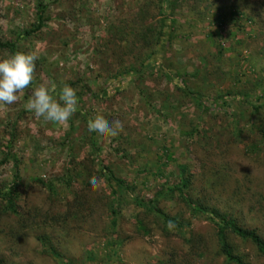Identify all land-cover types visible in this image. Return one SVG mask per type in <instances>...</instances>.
<instances>
[{
  "label": "rangeland",
  "instance_id": "1",
  "mask_svg": "<svg viewBox=\"0 0 264 264\" xmlns=\"http://www.w3.org/2000/svg\"><path fill=\"white\" fill-rule=\"evenodd\" d=\"M158 1L44 0L50 16L46 27L18 40L19 31L37 21L39 2L0 0V40H16L21 51L37 56L32 84L15 104L0 106V160L1 149L10 145L19 160L20 204L25 210L37 207L42 213L51 209L70 215L62 227L45 224L41 216L21 232L15 219L0 214V257L6 264H65L39 240L48 235L73 264H161L172 255L178 264H227L217 254L215 225L192 216L177 197H159L158 207L170 218L190 222L178 230L171 222L154 219L158 226L145 219L146 209L134 200L155 199L181 180L184 167L195 179L191 196L264 237V0H172L171 15L160 13ZM223 14L221 30L216 19ZM165 17L168 30L181 37L156 61L181 71L199 68L200 76L188 81L202 93L198 103L162 70L141 66L158 47L142 48L134 34L142 26L159 30ZM10 55L0 48V58ZM134 61L144 74H132L139 79L118 84L114 78L121 65ZM73 82L79 83L82 98L77 96L82 100L67 122H47L27 109L33 88L54 84L59 90ZM111 85L119 88L112 90ZM103 89H109L104 98ZM231 91L251 94L212 100ZM216 106L223 109L213 110ZM201 107L210 110L194 134ZM85 115H103L110 123L118 119L123 130L100 139L88 131ZM67 140L77 155L69 166V147L63 145ZM80 162L84 169L76 167ZM101 165L136 187L133 195L119 192L117 214L111 211L113 188L99 173ZM13 170L12 162L0 166L1 185L12 182ZM51 179L65 180L56 183L55 198L44 184ZM85 201L87 208L80 209ZM231 242L247 264H264V255L250 242L236 237Z\"/></svg>",
  "mask_w": 264,
  "mask_h": 264
},
{
  "label": "trees",
  "instance_id": "2",
  "mask_svg": "<svg viewBox=\"0 0 264 264\" xmlns=\"http://www.w3.org/2000/svg\"><path fill=\"white\" fill-rule=\"evenodd\" d=\"M39 5L37 7V21L33 23L32 27H26L22 28L18 33V40L22 38H29L33 35L42 32L44 28L46 27L47 21L50 19V16H47V7L48 5L46 3H43L44 0H38ZM172 0H159L158 1V8L161 14L167 15L172 14ZM232 14L238 16V12L235 11ZM166 17L162 20V26L159 30L156 28H153L152 26H145L140 27L137 30H139V33L134 34L135 37H137V42L139 45H141L142 48H147L148 50H151L152 46H157L158 48L154 51H151L148 55H146L145 59L142 60L141 66L146 68V66L150 69H154L155 71H161L162 74L166 75L169 80H173L177 83L178 88L180 91H182L185 95H190L194 101L200 102V99L203 97L201 91L194 89V87H190L188 85V81L192 79L193 77H199L201 74V71L199 68L193 72V71H181L179 67L174 66L172 63H168L167 65H160L157 63L156 60L157 56H160L162 52L164 53L165 49L169 47V45H172L174 40L178 37H181L180 35H177L175 30L170 29L168 30V27L166 26ZM224 14L220 15L216 19V23L219 28L222 30V26L224 25ZM167 27V28H166ZM218 32L220 33V30L218 29ZM151 38L154 39V41L150 40ZM0 48H3L11 53V55L17 51H21L19 44L17 41H1L0 40ZM166 62H169V60H166ZM123 65V66H122ZM121 65L122 69L120 70V73L117 77L114 78V80L118 84L129 82L130 80L135 82L141 75L144 74L145 71H140L136 67V61L130 63L127 67L126 64L123 63ZM142 70V69H141ZM173 70V71H171ZM140 74V76L137 78L132 74ZM127 80V81H126ZM80 81V80H79ZM78 81V82H79ZM126 81V82H125ZM70 86L74 89L78 90V96L82 98L81 88H79V83H70ZM119 88L118 85H111L110 89H117ZM87 90V89H85ZM102 98L106 97V95H109V89L105 90L103 89L101 91ZM251 93L247 92H237L225 95H220L217 98L212 99L215 103L219 101L220 99H233V98H241V97H249ZM79 97V101L82 100ZM216 105V104H215ZM255 109H258L259 106L253 105ZM214 109H223L221 106H216ZM210 108L204 109L201 107V113L199 114V118L197 120V123L194 125V130L192 131L194 134L196 132H199L200 128H202L205 124V112L209 111ZM79 112V111H78ZM208 113V112H207ZM85 121L89 122L91 118H88L87 115L84 116ZM73 121V119H72ZM239 133H242L239 131ZM93 149L95 150L96 145L95 142H92ZM63 145H67L69 147V157L70 160L68 162V166L73 164V161L76 160V153L72 149V145H69V140L63 143ZM1 146V145H0ZM95 147V148H94ZM255 147V146H254ZM7 148V149H4ZM1 149V152L3 154L2 159L0 160V166H5L12 162L14 164V170H13V180L12 182L6 183L4 185L0 184V214L2 217H9L16 220V223H18L20 226L18 227L21 232H24V229L27 227V224L29 222L35 221L37 218L43 216L45 218V224L51 225L53 227H62L66 224V219L69 218L70 215L64 216L63 214H59L58 211H51V209L44 211L42 213L41 209L37 207H28L27 210L24 209L22 204H20V197L21 193L19 190L20 184L19 180L21 178L20 170H19V160L16 158L15 154L12 152V147L10 145H7ZM165 156H168L170 158V154L168 152V149L166 147L163 148ZM78 161V160H77ZM75 161V162H77ZM80 164V165H79ZM80 166L81 169H84V163L80 162L77 164L76 167ZM76 170V169H75ZM69 171V170H68ZM70 173V171H69ZM68 172L66 173V177L70 178V174ZM99 173L101 174L102 178L105 179V181L108 183V185L113 188V194H112V202L110 203L111 211L113 214H117L118 207L117 203L120 199L119 192L123 194H129L133 195L134 190L136 189L135 186L128 183V180L124 178L117 177L114 172L108 168L104 167L103 165L99 168ZM188 169L186 167L182 168L181 173V180L175 184L174 186H167L165 189L163 188L162 191H159L156 195L155 199L151 200H138V198L134 199L138 202V204L146 209L143 216L145 219H153V222H155L154 219H161L163 220V223L166 224V222H171L175 226V228L183 229L184 227H189L190 222H181L178 220V218H170L167 216V214L158 207V204L160 202V198H165L168 194L170 197H177L180 201H182L189 209L192 216H202L205 217L207 220H209L212 224L215 225L217 229V243L219 246L217 254L219 256H223L225 258V262L227 264H247L245 261V255L239 254L234 246V244L231 242V238L236 237L239 238L243 242H250L256 249L257 253L260 255H264V237L262 234L259 233V231L256 228H248L240 225L233 215L222 211L220 208L216 206H210L205 203L203 199L200 197L194 198L193 195H190V191H192V187L194 186L195 179L193 180V177H191ZM70 176V177H69ZM60 181L62 184L65 183V180L60 179H51L49 182L45 183V186L49 188V191L51 192V198H55V195L57 192H54L56 189V183ZM113 183L114 185L113 187ZM132 186V187H131ZM117 187V189H116ZM174 195V196H173ZM168 198V197H166ZM85 201L83 206H79L80 209L87 208L88 202ZM76 203H79L77 201ZM153 216V218L151 217ZM51 223V224H50ZM117 218H114L113 225L116 226ZM141 228H144L145 233L149 232L148 229L144 225V221L141 219L139 221ZM156 223V222H155ZM157 224V223H156ZM158 225V224H157ZM160 226V225H158ZM161 228V227H160ZM165 231V227L163 228ZM169 234V232H168ZM13 235V234H12ZM39 240L41 241L44 246L48 247L50 249V252L53 254V256L58 259L59 261L64 262L65 264H73L72 260L70 258H67L66 255H63L59 252L58 249L55 248L53 242L51 241V237L48 236H40ZM48 241V242H47ZM189 243V242H188ZM194 243H196L194 241ZM193 243V247L195 248V245ZM198 246V245H197ZM177 257V255H176ZM175 261V255L170 258L161 261V264H174ZM0 264H6L4 259L0 257ZM103 264H107L103 262ZM178 264V263H176Z\"/></svg>",
  "mask_w": 264,
  "mask_h": 264
},
{
  "label": "clouds",
  "instance_id": "3",
  "mask_svg": "<svg viewBox=\"0 0 264 264\" xmlns=\"http://www.w3.org/2000/svg\"><path fill=\"white\" fill-rule=\"evenodd\" d=\"M37 56L27 51H17L6 58H0V106L13 105L19 93L33 82ZM79 97L70 85L57 90L56 85H40L32 89L27 109L36 117L54 124L67 122L78 110ZM123 130L120 120L108 122L103 115H96L88 122V131L100 139L116 137ZM96 181L91 185L95 187Z\"/></svg>",
  "mask_w": 264,
  "mask_h": 264
}]
</instances>
